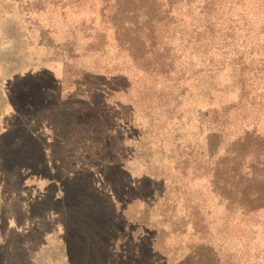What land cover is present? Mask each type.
I'll return each mask as SVG.
<instances>
[{
  "label": "rangeland",
  "instance_id": "374dc122",
  "mask_svg": "<svg viewBox=\"0 0 264 264\" xmlns=\"http://www.w3.org/2000/svg\"><path fill=\"white\" fill-rule=\"evenodd\" d=\"M0 264H264V0H0Z\"/></svg>",
  "mask_w": 264,
  "mask_h": 264
},
{
  "label": "trees",
  "instance_id": "16d2710c",
  "mask_svg": "<svg viewBox=\"0 0 264 264\" xmlns=\"http://www.w3.org/2000/svg\"><path fill=\"white\" fill-rule=\"evenodd\" d=\"M150 1H155V2L157 3V2L160 1V0H150ZM117 4L119 5V7L121 6V3H120V2H118ZM149 31H152V29L149 30Z\"/></svg>",
  "mask_w": 264,
  "mask_h": 264
}]
</instances>
